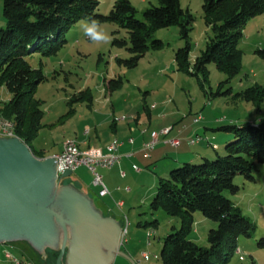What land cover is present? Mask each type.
<instances>
[{"label": "rangeland", "instance_id": "rangeland-1", "mask_svg": "<svg viewBox=\"0 0 264 264\" xmlns=\"http://www.w3.org/2000/svg\"><path fill=\"white\" fill-rule=\"evenodd\" d=\"M98 1L97 12L107 14L115 0ZM130 2L137 10L136 16L142 18L143 10L150 4H156L157 0ZM2 3L3 0H0V25L4 23ZM180 4L183 8H188L194 16L189 53L190 61L193 62L204 49L207 39L212 36V31L204 21L202 0H180ZM85 20L87 19L78 20L70 28L65 35L66 43L55 53L42 54L34 51L27 57L31 66L40 68L44 75L35 92V96L41 100L43 110L41 122L44 125L39 129L32 145L35 150L56 153L66 138L81 141L85 129L98 124L97 129L102 132L109 122L102 123L104 119L101 113L111 112L112 105L115 113L126 116L136 114L138 111L144 113L145 108L154 102L158 107L153 114L156 115L158 111L160 115L164 113L166 123L174 126V132L186 128L184 134L178 133V136H175L182 139V144L177 149L170 144L157 145L154 150V168L147 166L146 163L151 158L147 159L143 151L138 155L136 165L142 171L132 176L129 181L131 189L127 192L122 191L120 199L124 201V205L112 212L126 228L124 242L120 246L126 256L117 255L113 264H163L160 251L164 238L180 228L181 218L178 215L167 214L161 209H152L150 201L159 179L170 169L182 165V162H174L175 152L183 153L181 155L185 161L193 155L197 157L196 155L202 151L206 156L214 157L216 152H225V146L232 135L221 130L219 126L255 123L264 119V97L257 105L236 94L254 83L264 86V60L256 53L258 48L264 47V12L250 17L245 24L243 37L238 44L242 51L239 72L226 81L227 73L210 63L207 66L208 78L202 81L203 86L194 75L177 69L174 54L185 44L178 25L157 29L154 37L161 39L163 46L149 49L136 66L127 67L119 64L116 57L127 58L130 53L126 48L111 44V32L118 26L112 22H98L110 40L93 42L84 35L82 24ZM123 34L124 31L120 29V35ZM117 78L121 79L120 86L111 90L108 86L109 80ZM10 95L1 88L0 103L7 100ZM197 115L203 118L200 122L194 123L193 118ZM153 118L155 119L152 125L156 128L155 131L159 132L161 129L157 124L161 123L162 119ZM188 131L190 134L186 136ZM194 131H198L202 138L206 137L207 133L210 141L218 145L217 149L208 145L206 139L197 143L198 139L195 145L189 144L188 140L192 135L197 136L192 134ZM169 137L172 136L167 135L160 140L162 142ZM100 139L95 137L93 130L85 137L87 145L90 146L101 145ZM87 145L79 146L86 148ZM160 152L164 154L158 156ZM166 154L167 156L163 157ZM98 171L101 173L100 168ZM73 178H78L85 187L89 185L91 188L88 187V190L96 203L103 206L106 211L104 202L94 191L96 186L92 183L91 172L80 168L65 179ZM254 178L255 180H247L237 175L234 183L240 190L235 194L224 192L241 208L244 215L257 223L254 236L238 238L239 250L232 254L227 264H264V248L256 245L257 239L264 237V163L257 165ZM154 220H157L156 225ZM214 227H216L214 220L196 211L193 229L189 232L188 238L201 246H208V231ZM6 252L10 253V257L6 256ZM46 253V258H42L25 241L0 243V264L18 262L55 264L53 253L49 251ZM14 258L18 262L14 261Z\"/></svg>", "mask_w": 264, "mask_h": 264}, {"label": "trees", "instance_id": "trees-1", "mask_svg": "<svg viewBox=\"0 0 264 264\" xmlns=\"http://www.w3.org/2000/svg\"><path fill=\"white\" fill-rule=\"evenodd\" d=\"M98 5V0H3L0 89L11 95L0 103V116L14 123L16 136L38 157L46 156L43 150H35L32 145L44 125L41 100L35 96L37 84L44 75L40 68L31 66L27 57L34 51L55 53L66 43V33L78 20L115 23L118 28L111 32V44L130 53L127 58L116 57L119 64L127 67L136 66L149 49L163 46V41L154 37L157 29L178 25L185 44L174 54L177 69L194 75L203 86L210 63L227 73L226 81L239 72L242 51L238 44L245 24L250 17L264 12V0H202L204 21L212 36L191 62L190 31L194 16L181 6L180 0H157L143 10L142 18L136 16L137 10L130 0H115L107 14L98 13ZM256 53L264 60V47ZM120 82V78L110 79L108 86L112 90ZM236 94L259 105L264 86L254 83ZM219 128L232 134L225 152H216L211 158L201 154L170 169L159 179L151 198L152 209L181 218L180 228L164 238L160 251L163 264H227L238 249V238L256 233L257 223L244 215L224 192L235 194L240 190L234 183L237 175L255 180L257 165L264 163V119L255 123L224 124ZM196 211L216 222V227L208 231V246L188 238ZM153 222L157 224V220ZM256 245L264 248L263 236L257 239ZM46 251L56 259L57 251Z\"/></svg>", "mask_w": 264, "mask_h": 264}, {"label": "water", "instance_id": "water-1", "mask_svg": "<svg viewBox=\"0 0 264 264\" xmlns=\"http://www.w3.org/2000/svg\"><path fill=\"white\" fill-rule=\"evenodd\" d=\"M72 171L58 172L55 154L36 156L18 136H0V243L27 242L55 264H113L124 230L105 215ZM126 256V255H125Z\"/></svg>", "mask_w": 264, "mask_h": 264}, {"label": "crops", "instance_id": "crops-1", "mask_svg": "<svg viewBox=\"0 0 264 264\" xmlns=\"http://www.w3.org/2000/svg\"><path fill=\"white\" fill-rule=\"evenodd\" d=\"M152 105H153V107H152ZM152 105L150 107L145 108L144 113H141L138 111L136 114H129L126 116L124 114L120 115L119 113H115L116 110L114 108V105H112V108H111L112 111L111 112L102 111V113H101L102 118L104 119L102 123L109 122V125L106 126L105 130L104 131L102 130V132H99V129H97L98 128L97 127L98 124H97V126L95 125L90 129H85V131L82 135V140L77 141L80 146H81V144L87 145V141L85 140V137L87 135H89L92 130H93L96 138H99V139L101 138L100 139L101 145L94 146V147H100L103 150H106L108 143L113 138H117V139L122 141V143L118 146V148L116 150V153L120 156L119 162L109 169L100 168L101 174L103 175V179L105 181V184L109 189V193L105 196H100L98 194V187L96 186L94 189V191L101 198L102 202H104V204H105L106 211L103 208V206H100V205H98V203H96L102 209V211L105 215L114 216L112 214L114 209H120L124 205V201L122 199H120V198H122V193H123L122 191L127 192L128 190H130L131 188L129 186V181L132 179V176L136 175L135 173H139L142 171V170L135 171L133 169V164H136L138 155L140 153H142L143 143L150 139L151 132L155 131V129H156L152 125V123H153L152 121H153V119H155L153 117H156V118L160 117L162 119L161 123L157 124V126H160V129H163L165 127H170L169 133L166 134L165 136L170 135L172 137H175V136H178L177 135L178 133L184 134V131L186 128H184L182 130L178 129L177 132H174L175 131L174 126L173 125L169 126V124L166 123V121H165L166 116L164 113H161V115H160V112L158 111L157 114L154 115L153 111L157 109L158 104L153 102ZM103 109H105L104 106H103ZM122 116L124 118H122ZM188 134H190L189 131L186 132L185 135L187 136ZM192 134H196L197 136L200 137V139L197 143L201 142L203 139H206V142L208 143V145H211V143H210L211 141H210L209 137H207L208 136L207 133H205L206 137H204V138H202V136L198 134V131H194ZM165 136L161 135L160 137H165ZM192 137H194V136L192 135ZM129 138H133V142H129L128 141ZM63 141H62V144L60 146L59 151L56 153H48L45 150H43L44 153L46 154V156L59 153L62 150ZM159 143H162L163 145L170 144V143L165 142V141L161 142V140H160L155 145V147L153 148V150L150 154V157H146L147 159L151 158V160L146 163L147 166H150L151 168L155 167V164L153 162L154 161L153 160L154 150L156 149V147ZM181 144L182 143H180L178 146H173V145L172 146L175 149H177V147H179ZM195 144H193V145H195ZM87 146H90V145H87ZM214 146L218 147V145L216 143H214ZM163 154H164V152L163 153L160 152V155H158V156H162ZM167 154L164 155L163 157L167 156ZM181 154H183V153L175 152L174 159H173L174 162H184L185 161L184 157H182L183 155H181ZM201 154H206V153H204L202 151L201 153L196 155L197 157H194V155H193L192 157H189L188 160L198 158ZM80 168L88 169L85 166H79L74 171H77ZM122 172H124V175L121 174ZM70 180H66L65 178L62 179L63 182H69ZM71 181H73L76 186H78L79 188L88 192L89 195L92 196L90 193V190H88V187L91 188L89 185H88V187H85L84 186L85 184H83L78 178H73ZM120 203H121V205H119Z\"/></svg>", "mask_w": 264, "mask_h": 264}, {"label": "built area", "instance_id": "built-area-1", "mask_svg": "<svg viewBox=\"0 0 264 264\" xmlns=\"http://www.w3.org/2000/svg\"><path fill=\"white\" fill-rule=\"evenodd\" d=\"M122 118H124L122 116ZM201 115H197L193 118L194 123H198L202 120ZM120 119V118H119ZM6 122H0V136H11L9 132L6 131ZM170 127H165L158 131H152L151 137L148 141L144 142L142 145L143 155L145 157H150V152L153 150L155 145L160 141V136H165L169 133ZM196 139H200L199 136L191 137L188 142L189 144H195ZM129 142H133V138L128 139ZM165 142L170 143L173 146H178L181 143V139L177 137H170L164 140ZM75 142L70 141L69 138H66L63 141L62 150L56 154L58 172L61 173L66 169H70L74 172L79 166H85L93 175L92 183L98 187V194L100 196H105L109 193V189L105 184L103 175L98 171V168H111L119 162L120 156L116 153L118 146L122 143L121 140H117L114 143H108L106 150H103L100 147L87 146V152H78L75 150ZM133 169L135 171H140L141 168L133 164ZM124 175V172L121 173ZM121 205V203L119 204ZM123 225V224H122ZM124 228V227H123ZM125 230L122 231L120 243L124 242ZM123 236V237H122ZM239 250V249H238ZM10 254V253H9ZM147 256L146 254H144ZM19 264V262H18Z\"/></svg>", "mask_w": 264, "mask_h": 264}, {"label": "clouds", "instance_id": "clouds-1", "mask_svg": "<svg viewBox=\"0 0 264 264\" xmlns=\"http://www.w3.org/2000/svg\"><path fill=\"white\" fill-rule=\"evenodd\" d=\"M84 35L93 42H108L110 37L95 20H85L82 24Z\"/></svg>", "mask_w": 264, "mask_h": 264}, {"label": "bare ground", "instance_id": "bare-ground-1", "mask_svg": "<svg viewBox=\"0 0 264 264\" xmlns=\"http://www.w3.org/2000/svg\"><path fill=\"white\" fill-rule=\"evenodd\" d=\"M0 122H6L8 124H6V131L9 132V134L11 136H16L15 132H14V123L10 120H7L3 117L0 116ZM70 141H75L74 139L69 138ZM117 138H113L109 143H114L116 142ZM198 141V139H196V142ZM75 150L78 152H87V147L86 148H81L77 142H75ZM56 156V154H55ZM73 172V171H72ZM238 250V249H237ZM6 256L10 257L9 252H6ZM14 261L18 262L16 258L13 259Z\"/></svg>", "mask_w": 264, "mask_h": 264}]
</instances>
